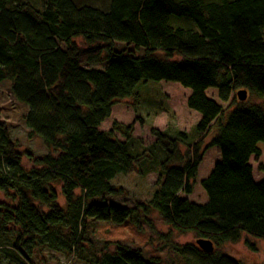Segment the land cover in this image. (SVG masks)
Returning a JSON list of instances; mask_svg holds the SVG:
<instances>
[{
  "label": "trees",
  "instance_id": "16d2710c",
  "mask_svg": "<svg viewBox=\"0 0 264 264\" xmlns=\"http://www.w3.org/2000/svg\"><path fill=\"white\" fill-rule=\"evenodd\" d=\"M118 42L138 53L115 48ZM95 64L103 67H87ZM2 80L28 105L29 134L41 137L48 152H27L26 168L0 119V245L8 246L0 264H29L44 249L83 264H161L160 256L146 258L141 247L120 240L97 248L86 233L89 220L138 229L157 220L215 246L209 253L158 234L177 258L166 264H246L221 245L243 234L264 240V180H255L250 163L253 157L264 173V0H106L104 8L83 0H42L40 7L0 0ZM149 81L190 90L187 107L201 116L196 139L184 130L152 128L155 141L136 151L133 124L99 130L116 100L138 98L136 86ZM212 88L221 102L232 99L228 110L206 94ZM239 90L247 91L246 100L236 96ZM250 95L262 102L251 103ZM213 147L220 160L200 181L208 198L195 203L189 196ZM153 165L149 201L106 203L124 192L111 184L117 174L146 176Z\"/></svg>",
  "mask_w": 264,
  "mask_h": 264
},
{
  "label": "rangeland",
  "instance_id": "374dc122",
  "mask_svg": "<svg viewBox=\"0 0 264 264\" xmlns=\"http://www.w3.org/2000/svg\"><path fill=\"white\" fill-rule=\"evenodd\" d=\"M32 2L40 7L42 0H17V2ZM84 3H91L101 8L105 7L106 0H83ZM192 26L196 28L192 22ZM75 41L83 48L89 47L83 39L76 38ZM118 49H128L137 51L136 47H131L125 43L113 44ZM131 47V48H130ZM142 53V50H139ZM162 55L163 53L160 52ZM102 64L105 63V57ZM100 63V64H101ZM89 68L103 67L95 64L87 66ZM10 81H0V119L3 120L10 132L11 138L17 144L18 150L23 154V164L26 168L31 167L29 153L42 155L48 152L43 140L39 136H30L29 128L24 121V115L28 111V105L16 99L10 89ZM135 92V96L121 98L116 100L112 106L111 115L100 126V131H107L113 128L115 122L122 125H134L133 149L141 150V146H147L155 141L151 135L152 128H159L175 134L176 131L184 130L190 132L192 139H196L198 132L195 127L200 121L201 116L198 112L189 109L186 104L187 97L190 94L188 88H184L179 83L167 81H149L141 82ZM206 94L223 105L228 110L231 107L232 99L229 102H221L217 98L216 89H208ZM251 103L259 104L261 99L250 95ZM263 106V105H262ZM264 107V106H263ZM217 133L215 126L204 142V147L210 139ZM121 140L124 138L117 133ZM142 139V142L139 141ZM262 150L260 162L264 165V141L259 143ZM182 150H186L182 146ZM220 160V153L216 147L206 151L204 159L199 167L198 176L194 184V192L189 199L195 203L203 204L207 201V195L200 185V181L207 177L212 171L216 162ZM250 163L253 166V174L256 181L264 180V173L259 171L258 163L252 157ZM157 179V173L153 169L146 176L139 175L136 172L128 175L117 174L111 180V184L117 189L123 188L124 192L115 196L108 197L106 203L115 204L125 207H135L137 200L149 201L153 195V185ZM59 201L64 205V197L61 195L59 188ZM80 193L79 190L76 191ZM181 196H185L183 193ZM3 197V196H2ZM156 217V214H151ZM90 227L87 229V235L97 242L96 247L100 248L101 242L105 240H120L134 247H141L144 256H160L161 264H166L167 260H176L177 258L169 253L166 249L165 241L158 237V234H169V238L176 244H196L198 238L194 232H180L171 229L170 226L164 225L157 220H153V226L141 222L140 229L133 225L119 226L111 223L89 220ZM252 244L254 250L248 245ZM1 244V243H0ZM8 246L0 245V252L7 250ZM221 250L246 264H264V240L243 234L238 242H227L221 245ZM146 254V255H145ZM146 257V258H147ZM177 264L178 261H176ZM29 264H83L75 255L67 256L66 254L44 249L31 257Z\"/></svg>",
  "mask_w": 264,
  "mask_h": 264
},
{
  "label": "water",
  "instance_id": "95a60500",
  "mask_svg": "<svg viewBox=\"0 0 264 264\" xmlns=\"http://www.w3.org/2000/svg\"><path fill=\"white\" fill-rule=\"evenodd\" d=\"M236 96L244 101L247 99L248 94L246 90H239L236 92ZM196 244L204 251L206 252H213L215 250V246L213 244V242L211 240H207V239H197L196 240Z\"/></svg>",
  "mask_w": 264,
  "mask_h": 264
},
{
  "label": "crops",
  "instance_id": "0c3cea01",
  "mask_svg": "<svg viewBox=\"0 0 264 264\" xmlns=\"http://www.w3.org/2000/svg\"><path fill=\"white\" fill-rule=\"evenodd\" d=\"M260 181H263V180H260Z\"/></svg>",
  "mask_w": 264,
  "mask_h": 264
}]
</instances>
